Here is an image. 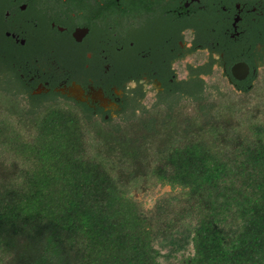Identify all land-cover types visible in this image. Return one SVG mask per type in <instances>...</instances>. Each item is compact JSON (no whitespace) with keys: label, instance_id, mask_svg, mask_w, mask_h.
<instances>
[{"label":"trees","instance_id":"1","mask_svg":"<svg viewBox=\"0 0 264 264\" xmlns=\"http://www.w3.org/2000/svg\"><path fill=\"white\" fill-rule=\"evenodd\" d=\"M0 85V264H264V90L104 126ZM168 191L145 210L132 193Z\"/></svg>","mask_w":264,"mask_h":264},{"label":"flooded vegetation","instance_id":"2","mask_svg":"<svg viewBox=\"0 0 264 264\" xmlns=\"http://www.w3.org/2000/svg\"><path fill=\"white\" fill-rule=\"evenodd\" d=\"M262 73L264 0H0L1 87L103 125L190 111L219 81L245 95Z\"/></svg>","mask_w":264,"mask_h":264},{"label":"rangeland","instance_id":"3","mask_svg":"<svg viewBox=\"0 0 264 264\" xmlns=\"http://www.w3.org/2000/svg\"><path fill=\"white\" fill-rule=\"evenodd\" d=\"M264 90V73H262V88H255L252 89L250 92L246 93L245 95L235 93L233 90H231L226 84L222 82H218V89H215L213 93H210L207 95V98H213L216 99L217 101L221 99L222 97H227L231 98L235 103L242 105V106H254L256 105V98L259 96V98L262 97V93ZM215 92L217 94H215ZM58 104H62L63 102H56ZM65 103V102H64ZM103 125V124H102ZM110 124H106L104 126H109ZM168 191V187H160L156 186L153 189H148L146 192L138 191L132 193L134 199L139 201L141 203V206L145 209L148 210L153 207L155 200L159 198L162 194Z\"/></svg>","mask_w":264,"mask_h":264}]
</instances>
